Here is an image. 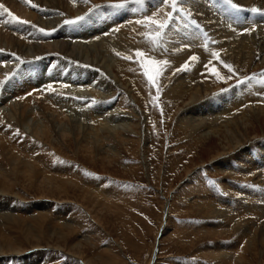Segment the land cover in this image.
Wrapping results in <instances>:
<instances>
[{
	"label": "rangeland",
	"instance_id": "1",
	"mask_svg": "<svg viewBox=\"0 0 264 264\" xmlns=\"http://www.w3.org/2000/svg\"><path fill=\"white\" fill-rule=\"evenodd\" d=\"M155 1L87 0V6L85 7L87 10L80 15L74 11L77 8L74 3L71 4V10L64 9L63 11V8L59 9L62 11L61 15L64 19L58 27L65 28V31L69 29V24L81 20L80 18H83L89 11L96 12L98 9L105 10V16L117 20L116 23L104 30L106 40L103 44H106L105 49L109 47V51L104 50L103 55L107 59H109L108 56H114L113 59H110L113 61L114 76L117 79L119 78L117 82L120 84L116 89V93H120L116 95L128 103L131 102L132 105V109L129 111L126 110L125 112L121 108H116L115 113L123 114L122 120L128 118L127 122H135L136 125L133 126L134 129L132 130L128 125L123 128L118 127L119 129L122 128L123 135L121 136L123 138L115 134L114 130L107 129L106 133H109L112 139H108L109 142H101V145L92 143L95 134L89 132L90 129H86L87 126H95L96 123H99V120L93 121L87 116L83 117V111L88 105H96L97 102L107 101L110 103L116 95L111 98L101 97L102 85L99 87L100 90L97 88L91 92V87L98 85L97 79L92 81L91 86L83 82H81L82 84L75 83L73 79L74 77L75 79L78 78L76 76H71L66 82L63 79L51 77V75L45 76V71H48L49 68L53 69L57 62L65 65L61 71L62 74L64 73L60 75L61 78L66 76L68 70L81 67V63L72 57L60 52L51 53L57 58H62V60L53 62L49 61L47 55L50 53H48L45 55L47 57L41 68L36 69L35 63H37L38 58L35 59L29 56L28 61H26L27 59L20 61L19 58L22 55L15 52L16 47L13 48L12 45H7L5 41H0V63L2 64L0 66L4 69V67L9 68L17 63V66L13 67L14 69L8 70L9 72L0 69V97L2 92L7 99L6 103L0 102V110L8 112L7 108L9 112H13V110H10V105L18 102L16 104L18 114L23 105H29V103L25 104L23 102L25 96L37 97L38 100L34 98L36 101H33L34 104L30 105L31 107L33 105L37 107L35 111H38V113L35 115L40 113L37 116L38 121L41 123L43 117H50L51 120L53 117L57 123H54L56 127L55 131L51 133L52 136L47 139L31 138V140L44 149H42L43 154L48 155L51 164L54 163L52 164L53 169L56 167L60 169L67 168L71 170V173L73 172L70 179H65V177L61 179L55 174H59L58 172L52 174L46 172V177L52 176L55 179L67 181L64 185L54 184L53 186L45 179L44 175L40 177L41 180L28 179V176L19 175L16 183L1 178L0 213H10L7 216L14 215L17 221L12 222L8 219L6 222V220H0V242H3V236L9 237L11 238V245L19 247L21 252L10 253L9 250H6L4 255H0V264H30V259L37 262V264H220L218 258L209 253L208 248L211 249L215 247V244H221V242L230 243L240 234H244L250 225L248 222L243 221L244 223L238 226L235 223L236 220L229 222L228 216L226 218L222 217L226 213L225 207L227 204L225 201L224 203L221 202L223 205L219 204L218 199H215L218 196L222 200L230 199L227 192L223 191L225 185L229 181H234V179L235 181L240 180L237 177L243 176V172L232 175L229 174V171L215 170L213 169V161L218 158H225V160L232 163L233 157H236L238 163H243V166L236 169L237 172L244 171L245 168L249 170L251 168L253 174L248 172L246 175L250 179L247 181V186L255 188L252 193H260L256 190L257 187L264 188V170L258 166L260 163H255V169L250 166V159H254V156L259 161L264 158L263 152H260L264 150V114L260 111L264 107V83H262L264 81V60L258 58L257 55L252 56L254 53L251 54L252 58L242 60L240 53L236 58L238 60L234 63L231 60L232 58L228 57L231 51H221V53L220 50L207 49L206 45L196 44L194 45L195 51L197 49V51H202L204 55H207L208 58L203 57L207 65H202L205 68L198 70L197 77L190 80L191 82L188 79H186L187 81L183 80L188 87H194L196 83L206 84L205 90L200 92L203 100L216 97V93L227 95L229 92L234 93V91H237L236 94H238L239 90L248 92V95L252 91L256 97H260L253 104H251L253 100L244 103L247 104V106H243V109L248 110L249 121L239 120L241 122L239 133H241L240 135L243 134L244 139L242 140L244 143L241 146L242 148L236 149V151L238 150V156H234L237 153L230 154L233 151L229 144L232 137L224 132L225 127L221 126V130H218L216 134L207 133L204 137L203 135L199 136L200 132L197 134L192 133L193 127L189 123L192 121L193 123L197 122L199 118L207 119L206 114L203 113L199 116L187 112V118L183 122L180 121L181 114H185L183 111L188 109L189 95L186 92L187 90H183L182 94H177L180 89L174 86L178 83L177 79L179 77L191 76L194 73L192 63H188L189 65L185 61H183V64L181 63L183 57H197L186 50L187 45L190 44L178 43L179 46H173L175 42H170L172 39L170 30H177L181 19L189 16L187 15L189 10H184L185 0L177 3L176 7L180 9L178 12L173 11L172 0H167V3L161 0L153 4ZM191 1L196 2L198 0ZM239 1L242 2V0H236L235 2ZM261 1L251 0L250 4L253 3V5H247L250 7H242L238 4L233 7H237L236 9L241 7L244 9L242 13L247 12L252 16L259 11H263L260 7L257 9L259 5L264 6V0ZM120 3H123L124 6H116ZM136 3L139 4V7H142L139 10L140 12L127 14L128 12L125 9H129ZM253 9L258 11H253ZM214 11L218 12V9H214ZM115 15H118V18ZM123 21L124 24L121 25V28L119 27L122 31V34L120 33L122 38L116 33L115 36L114 34H111V37L108 36V32L114 33ZM137 21L142 22L137 23ZM160 24L166 26L161 29ZM254 25L252 23L251 29L244 27L239 31L240 34L232 32L236 36L228 44L231 50L236 49V41L240 39L236 37L251 30V35L256 33L254 30L256 26ZM10 30L13 29L10 28ZM232 30L237 31L236 29ZM9 37L12 38V35ZM63 37L69 39L65 34H63ZM91 40L94 42L95 39ZM178 51L179 53H177ZM8 53H14L12 56L16 59L14 58V63L7 64L5 61L6 64L3 65L4 62L2 63L3 59L1 58L6 57ZM213 53L216 55H213ZM153 61H166L167 65L154 63ZM213 62L216 63V69ZM87 65V67L100 74V79L115 85L113 79L110 78L113 76L112 73H107V70L99 67V65ZM210 66L214 70H208ZM227 66H230V68ZM24 67L26 72L28 71L30 83L37 87H30L29 81L21 83L18 75L14 74L17 68L23 69ZM160 69H163V71L161 72ZM83 70L87 73L85 69ZM12 76L14 81L7 89L6 85H8V81ZM62 84H65L68 88ZM14 85H18V89L21 91L26 90L27 87L30 88L28 92L21 93L23 96L19 97L18 93L12 88ZM81 86L83 89H81ZM37 90L43 93L33 96L34 91ZM55 91L56 93H54ZM41 94H49V97L54 96V99L52 98L54 106L48 103L47 100L43 101L42 98L46 96ZM108 94H110V91ZM31 110V112H34V109L31 108ZM63 111L66 113L65 115H63ZM212 112L213 114L216 113V111ZM239 113L240 111H235L234 114L239 116ZM29 115L28 122H36L37 117L33 113ZM99 118L102 119L101 116ZM63 125L69 130L73 127L72 125L76 127L79 125L80 129L73 127L75 130H71L68 134L69 140L62 137L60 133L59 128ZM103 129V131L106 130L104 127ZM21 130L23 131V129ZM24 130L23 132L20 131L22 136H26L25 133L29 132L27 129ZM84 132H87L86 138L82 136ZM112 133L114 135H111ZM17 141V143H20L19 139ZM85 143L88 144L87 147H84ZM231 144L235 143L232 141ZM108 145H112V147L110 148ZM18 146L22 149L26 147V145L21 144ZM250 151H253L251 152L253 155L247 153ZM218 154L219 156H217ZM25 157V155H19V158L24 161H26ZM74 172L77 175H74ZM256 174H261L259 179L252 178ZM210 181L215 183H210ZM241 194L243 195V193ZM234 195L233 193L232 196ZM244 204V206L240 204L239 207L246 208L247 203ZM167 205V227L165 226L166 230L162 232L161 227L165 223L166 215L164 210H166ZM34 207H38L37 210L43 211L40 212L42 214H39L42 215V218L37 219L36 216H29ZM23 209L28 211L27 216L22 214ZM241 215L245 214L241 212V214H235L234 216H240L241 218ZM243 218L246 221L256 219L255 216L250 214L245 215ZM259 222H257V227L261 225V222ZM251 226L253 225L251 224ZM155 238L156 240L160 238L156 257L153 256ZM241 246L243 247V245ZM245 253L248 256L241 263L238 261L237 264H264V240L261 241L259 238L250 239ZM229 254H231L230 264H234L237 254L230 252V250Z\"/></svg>",
	"mask_w": 264,
	"mask_h": 264
},
{
	"label": "bare ground",
	"instance_id": "2",
	"mask_svg": "<svg viewBox=\"0 0 264 264\" xmlns=\"http://www.w3.org/2000/svg\"><path fill=\"white\" fill-rule=\"evenodd\" d=\"M160 1L161 0H156L153 4H156ZM235 1L236 0H231V3H232L231 4V3H228L229 0H198L196 2H193V1L190 2V0H185L184 2H185L186 6L183 5V6H185L184 10H186V9L189 10L187 12V15H189L188 17H190V18L188 19V17H186L184 19H181L180 23H178L179 27L177 28V30H170V34H171V38H172L170 40V42H175V43H173V46L174 45L179 46L178 43L190 44V45L186 44L188 47V48L186 47V50L189 51L191 53V55H193V56L195 55V57H197L195 59H190V58H188V56H186V58L183 57L181 63L183 64L184 63L183 61L187 62L186 63L187 65H189L188 63H192L194 73L191 76L179 77L177 79L178 83L174 86V87H177L178 89H180V91H178L179 93H177V94H182L183 90H187L186 92L189 95L188 109L183 111V113H185V114H181L182 116L180 118V121L183 122L185 120V118H187V112H190V113H193V114H196L199 116L202 115L203 113L206 114L207 119L199 118V120L197 122L193 123V121H192L189 123L193 127L192 133L197 134L200 132L199 136L201 137V135H203V137H204V135L205 134L207 135V133H215L216 134V132L218 130H221V126L225 127L224 132H226L227 134L230 135V137H232L231 141H229V144L232 147L233 151L231 150L232 152L230 154H233L234 152L237 153L238 150L236 151V149L240 148L244 143V141L242 140V139H244V136H243V134L240 135L241 133H239L240 123H241V122H239V120H243V121L248 120L249 121L248 110L243 109V106L244 105L247 106V104H244V103L253 100L251 102V104H253L257 101V99H260V97L259 98L256 97L253 94L254 92H252V91L250 92V95H248L247 94L248 92L246 93L244 90L243 91L239 90L238 94H236L237 91H234V93L229 92L227 95H220V94L216 93L217 94L216 97H213L210 100L209 99L203 100V98L200 95V92L202 90H205L204 88H205L206 84L200 85V84L196 83V85L194 84L195 85L194 87H188L187 83L185 85V82H183V80L188 79V81H190L192 79H195V77H197L198 70L203 69L204 66H202V65L206 64V62H204V58H206L207 55H204V53H202V51L201 52L197 51V49L195 51L194 45H196V44L197 45L202 44L203 46L206 45L205 47H208L207 49L214 48L215 50H220V52L221 51L222 52H230L231 51L229 53L230 55L228 57H231L232 58L231 60H233L234 63H236L235 61L238 60L236 58L240 55V53H241V57L243 58L242 60L250 58V57L252 58V56H256V55L258 56V58H262L264 60V6L259 5L257 7V9H259V7H260L261 9H263V11H259V12H257V14L250 16V13H247V12L242 13V10L244 11V9H242L241 7H238L240 9H236L237 7L235 8L233 6L238 4L242 7H244V6L246 7L247 5H249L251 3V0H242V2H240V1L235 2ZM86 2H87V0H0V5L5 6L4 8H6L8 10V12H4L3 9H0V41H5V43H7V45L10 44V45H12L11 47H13V48L16 47L17 50H15V52L18 55H22L21 58L18 57L20 59V61L22 59L24 60V59L30 58L29 56H31L32 58L34 57L35 59L38 58V60H36L37 63H35L36 69L41 68V66L44 63L47 56H49L48 57L50 59L49 61L55 62L58 60H62V58H60V57L57 58V56L51 55V53L60 52L61 54H64L66 56L72 57L73 59H76L77 62L81 63L80 64L81 67H77V68L68 70L66 76H64L62 78L60 77V75L62 74L61 73L62 68H64V66H65L61 62H57L56 66L53 69L49 68L48 71H45V76L51 75V77L53 76L57 79H63L65 82L68 81V79L71 76H73V77L76 76L78 78L75 79V77H74V79H73V81L75 83L82 84L81 82H83V83H86L87 85H91V86L93 83L92 81L97 79L98 85H94V87H91V92H92V90L95 91L97 88H98V90H100L99 87L102 85L101 86L103 88V89H101L102 95L101 94H98V95H101V97L103 96V98H107V97L111 98L112 96L120 93V92L116 93V89L118 88V86L120 84L117 82L119 78L117 79L114 76V72H113V68H112V62L113 61L110 59V58L113 59L114 56L113 55L108 56L109 59H107V57H104V55H103L104 50L106 52H108L109 51V49H108L109 45L107 44L108 48L105 49L106 44H103V43H105V40H106V38L104 37V34H106V32H104V30L108 29V27L110 25L116 23L117 20L114 18L105 16L106 15L105 10L98 9V10H96V12H93V11L90 12L89 11L81 20H78L74 24H69L70 27L67 31H65V28H59L58 27V25L64 19L61 15L62 11L59 10L60 8H63V11H64V9L71 10V4L74 3V5H76V7H77V8H75L74 11L80 15L81 13H84L87 10L85 8L87 6ZM252 5H253V3L250 4V6H252ZM250 6H247V7H250ZM140 9H142V7H139V4L136 3L135 5H132V7H129V9H125V10H126V12H128L127 14H132V13H135L136 11L138 12ZM214 9H218V12H215ZM9 13H11V15H9ZM118 15H115V17L118 18ZM249 16H250V18H249ZM13 17H15L16 19H13ZM130 18H132V17H130ZM192 21H195V23H193ZM252 23L255 24L254 26H256V28L254 30L258 35H255L256 33L254 35H251L250 33H252L251 32L252 30L250 32H248L249 34L247 32H244V33L242 32L243 35L236 37L238 39L240 38L238 41H236L237 42L236 43L237 45L235 47L236 49L231 50V47L228 44H230L231 40H233L232 38L234 36H236L232 32H234L235 34H238L241 29H244V27L251 29ZM123 24H124V21L119 24L118 28L119 27L121 28V25H123ZM10 28H12L13 30L11 31ZM118 28L114 33L108 32V36L111 37V34H114V36H115V33H116L117 35L120 36V38H122V36H121L122 31L120 30V28L119 29ZM232 29H236L237 31H233ZM132 31H133V29H132ZM63 34L67 35L69 39H65L63 37ZM10 35H12V38L9 37ZM127 37L129 38V36H127ZM91 39H95L96 41L94 40V42H93ZM163 40H165V39L163 38ZM128 41H131V40H128ZM109 42H111V41H109ZM120 42H121V40H120ZM121 44H123V43H121ZM111 45H114V44H111ZM144 46H145V44H144ZM111 48L113 49V46H111ZM115 48L117 49V47H115ZM121 48H119V49H121ZM123 48H124V45H123ZM140 48H139V50H140ZM122 51H123V49H122ZM122 51H120V52H122ZM179 51L177 53H179ZM183 52H184V50H183ZM183 52H182V54H183ZM48 53H50V54H48ZM253 53H254V55L251 56V54H253ZM13 54L8 53L6 57L1 58V59H3L2 63L4 62L3 65H5L6 62H7V64H10L11 62L14 61V58L16 59V57L12 56ZM46 54H48V55L45 56ZM57 55H59V54H57ZM126 56H127V54H126ZM77 58H79V60H77ZM19 59H18V61H19ZM191 60H192V62H190ZM252 60H254V59H252ZM26 61H28V59ZM176 62H178V61H176ZM217 62H219V61H217ZM16 64L17 63H14L13 66H10L9 68L4 67V69L0 66V69H3L5 71L9 72V71H11L10 70L11 68L17 66ZM87 64L92 65V66H93V64L95 66L99 65V67H103L104 70H107V73H109V72L112 73L113 76H111L110 78L113 79V82L115 85H113L109 81H105L103 79H100L99 78L100 74L98 72H95L91 68L87 67L88 66ZM178 64H179V62H178ZM0 65H2V64L0 63ZM47 65H48V63H47ZM213 66L216 69V63L215 62H213ZM82 68L85 69L88 74L86 72H84V70ZM208 70H214V68L210 66V67H208ZM204 72H205V70H204ZM221 72H223V71H221ZM14 74L18 75L19 81L21 83H23V81L24 82L29 81V84L31 85L30 87L34 86L30 83V77L28 75V71L26 72L25 67L23 69L17 68L15 70ZM222 75H223V73H222ZM11 78L8 81L9 82L8 85H6L7 89H8V87L10 88V86L12 85L11 82L14 81L13 76ZM102 78H103V76H102ZM106 78H107V76H106ZM204 79H206V78H204ZM133 80H132V82H133ZM97 81H96V83H97ZM195 81L198 82L197 80H195ZM59 85H60V83H59ZM62 85L65 86V84H62ZM62 85H61V87H63ZM30 87H27V89L25 88L26 90H24V91L19 90L18 85H14L12 88L15 92L18 93V95L20 97V96H23L21 93H23L25 91L28 92V89ZM199 87H201V88H199ZM66 88H68V86ZM81 89H83V87ZM73 91H74V88H73ZM109 91H110V94H108ZM40 93H43V92H41L39 90L34 91L33 96H37ZM54 93H56V91ZM57 93H59V92H57ZM69 93H70V91H69ZM239 93H240V95H239ZM255 93H257V92H255ZM1 94L2 95L0 97V102H5L7 99L4 97V95H3L4 93L1 92ZM70 94H69V96H70ZM75 94H77V93H75ZM48 95L49 94L42 95V96H46V97L42 98L43 101L47 100V101H49L48 103L53 104L52 106H54V102H53L54 96L49 97ZM183 95H184V93H183ZM11 96H13V95H11ZM67 97H68V95H67ZM95 97H96V95H95ZM34 98L37 99V97H32V95L25 96L23 98L25 101H23V102H25V104L29 103V105H23V107L20 109V111H18L19 112L18 114H17L18 109H16V104H18V102L17 103L14 102L12 105H10V108H11L10 110L11 111L13 110V112H9V109H7V108H6V110H8V112L5 110H0V183H1V178L8 179L7 181L10 180L11 182L16 183L19 175H21L23 177L28 176L27 177L28 179L35 178L36 180H41L42 178H40V177L44 175L45 179L48 180L52 186L54 184L64 185L67 183V181H61V180L55 179L52 176L46 177L45 176V174H47L46 172H49L51 174L58 172L59 174H57V173H55V174L57 176L61 177V179H63L64 177H65V179H68V178L70 179V177L73 176L72 175L73 172L71 173V170L67 169V168L66 169L65 168L60 169V168L56 167L53 169L52 164H54V163L51 164V161L49 160L48 155L43 154V152H42L43 148L31 140V138L47 139L48 137L52 136L51 133L55 131V127H56V125H54V123H57L56 119L53 117H52V120L50 117H45V118L43 117V119H41V123L38 121L37 116L40 113L38 115H35L38 113V111H35L37 109V107H35L34 105H33V107H31V105H30V104H34V103H32L33 101L34 102L36 101ZM65 99H67V98H65ZM114 99H116V100H114ZM261 99H263V98H261ZM130 103L123 100L120 96L116 95V97L113 98L110 103L107 101H101L100 103L97 102L96 105L95 104L94 105H88L85 108L83 106V108L85 109L83 111V117L87 116L88 118H90L93 121L99 120V123H96L95 126L91 125V126L86 127L87 130L88 129L91 130V131L89 130V132L95 134V138L91 137V138H93L92 139L93 144L101 145V142H103V141L109 142V140L112 139V137L109 135V133H106L107 129L108 130H114L115 131L114 133L117 134L118 136L123 135L122 128L125 125L130 126L131 130L134 129L133 126L136 125L135 122H130V123L127 122L128 118H124L122 120L121 117L123 116V114L119 115V114L115 113L116 108H121L122 110H125V112H126V110L127 111L131 110L132 105ZM262 104H260V105H262ZM248 105H249V103H248ZM4 106H6V105H4ZM240 106H242L241 109H239ZM57 107H59V106H57ZM127 107H128V109H126ZM31 108L34 109L33 111L35 113L31 112L32 111ZM68 108H69V106H68ZM262 108L263 109H260V111L264 114V107H262ZM211 110L216 111V113L213 114V112ZM69 111H68V113H69ZM117 111H118V109H117ZM235 111H240V113L238 114L239 116L234 114ZM51 112H53V111H51ZM125 112H124V114H125ZM137 112H138V110H137ZM261 112H259V113H261ZM32 113L35 117H37V119H36V122L33 121V122L29 123L28 122V118L30 117L29 114H32ZM63 113H64V111H63ZM75 113H76V111H75ZM65 114L66 113H64L63 115H65ZM80 115H81V113H80ZM100 116L102 119L99 118ZM80 117H82V116H80ZM84 120H85V118H84ZM205 120H207V121H205ZM93 121H92V124L94 123ZM221 122L223 123V125ZM87 123H89V121H87ZM59 125H60V123H59ZM49 126H51V127H49ZM72 126L74 128L76 127L75 125H72ZM19 127H20V129H19ZM73 127L70 130L67 129L64 125L62 127H60L59 130H60V133L62 134V137H65V139H67L68 134L71 132V130L74 129ZM103 127L106 129L105 131H103L104 130ZM118 127H122V128L119 129ZM76 128L80 129V126L77 125ZM83 128H84V126L82 127V130H83ZM21 129H23V131H25L24 129L29 130V132L25 133L26 136H22L21 132H23V131ZM86 129H84V130H86ZM9 134H11V135H9ZM86 134H87V132H84L82 134L83 138H86ZM111 135H114V134L112 133ZM121 137L123 138V136H121ZM18 139H19L20 143H17ZM12 141H14V142H12ZM232 141L235 144H231ZM20 144L26 145V147L24 149H22L18 146ZM85 144H84V147H87L88 144H86V145ZM108 146H110V145H108ZM111 147H112V145L110 146V148ZM227 149H230V148H227ZM38 151H41V152L36 153ZM251 152H253V151H250L247 153L253 155V153H251ZM260 152H263V154H264V150H261ZM19 155H25L26 161L19 158ZM217 156H219V154ZM234 156H238V153L235 154ZM254 157H255L254 159H250V162H251L250 166H252V168L255 169V167H256L255 163L256 164L260 163V164H258V166L260 168H263V170H264V158L261 159V161H259L256 156H254ZM33 162H36V163L34 164ZM53 162H54V160H53ZM213 163H214L213 169H215V170H222L223 172L229 171V174H232V175H237L238 173L243 172L242 173L243 176L237 177L240 180L235 181V179H234V181L233 180L229 181L225 185V189L223 191L227 192V195L230 196V199H226L227 201L224 199L222 200V198H220L219 196H218V198H215V199H218L217 201L219 204L223 205L224 201L227 204L225 207L226 213H225V215L222 214L223 215L222 217L226 218V216H228L227 218L230 219L229 222L236 220L235 223H236V225L238 224V226L242 225L244 223L243 221H245V223L248 222L250 225L248 226V228L244 232V234H240L239 237H236V239L231 240L230 243L229 242L228 243H225V242L222 243L221 242V244H215L214 245L215 247H212L211 249L208 248V251L214 257L218 258V261L220 262V264H230V255H231V254H229V250H230V252L232 251V253L237 254V259H236V262L234 264H237L238 261L241 263L248 256L245 253V249H246V246H247L248 242L250 241V239L253 240L255 238H259V239H261V241L264 240V198H263L264 197V188L257 187L256 190L259 191L260 193H252L255 190V188H253L252 186H247V181L250 179H248V177L246 175L248 172L252 173L251 168H250V170L245 168L246 170H244V171L242 170V171L237 172L236 169L240 166H243V163L242 162L238 163V159L236 157H233L232 163L229 160H225V158L224 159L218 158L217 160L215 159L213 161ZM38 168H39V171H38ZM74 175H77V173L74 172ZM259 176H261V174H256L252 178H255V179L258 178L259 179L260 178ZM260 181H263V180H260ZM244 182H246V183H244ZM246 187H248V188H246ZM233 193L235 194L234 196H232ZM240 193H243V195L242 194L240 195ZM215 194L217 195V193H215ZM221 202H223V203H221ZM258 202H261V203L259 204ZM244 203H247L246 208L245 207H239L240 204H243V206H244L245 205ZM249 203H251V204H249ZM37 208L38 207H34V209H32L31 211L29 210L30 211L29 216H33V217L36 216L37 219H40V217L42 215H39V214H42L40 212H43V211L37 210ZM167 208H168V205L166 207V210H164V211H166V215H165V220H164L165 223H163L162 227H161L162 232H164L166 230L165 226H166V219H167L166 217H167V212H168ZM46 210H47V208H46ZM241 212L244 213L245 215L250 214L252 216H255L256 219L252 220V221L251 220L246 221L243 218L245 215H241V218H240V216L239 217L234 216L235 214L236 215L241 214ZM231 213H232V215H231ZM9 214L10 213H0V220H6V222L8 219L11 220L12 222L17 221L16 220L17 218L13 214L12 215L14 217L13 216H7ZM22 214H24V216H27L28 211L24 210V212ZM31 214H33V215H31ZM261 219H262V221H260L261 222L260 223L259 220H261ZM257 222H259L261 224L259 227H257V225H258ZM67 223L71 224L69 222H67ZM72 224H75V223H72ZM251 224L253 226H251ZM2 239H4V240H3V242H0V255H4L6 253V250H9L10 253L21 252V249L19 247H17V246L15 247L14 245H11V238L3 236ZM155 240H156V238H155ZM159 241H160V238L159 239L157 238L154 249H153L154 250V252H153L154 257H156L158 254ZM3 244H5V246H3ZM241 245H243V247ZM252 247H253V245H252ZM14 256H15V254H14ZM14 259H16V258H14ZM25 264H28V263H25ZM30 264H37V262H35V261L33 262L30 259Z\"/></svg>",
	"mask_w": 264,
	"mask_h": 264
},
{
	"label": "snow or ice",
	"instance_id": "3",
	"mask_svg": "<svg viewBox=\"0 0 264 264\" xmlns=\"http://www.w3.org/2000/svg\"><path fill=\"white\" fill-rule=\"evenodd\" d=\"M136 2H142V0H136ZM162 2L167 3V0H162ZM179 2H180V0H172L173 11H175V12L180 11V9L176 7L177 3H179ZM229 2L231 3V0H229ZM116 6H120V7H122V6H124V4H123V3H120V4L116 5ZM0 9H3L4 12H8V10H7L6 8H4L3 5H0ZM253 11H258V10H257V9H253ZM9 15H11V13H9ZM170 16H171V14H170ZM13 19H16V18L13 17ZM80 19H82V18H80ZM141 22H142V21H137V23H141ZM192 22L195 23V21H192ZM165 26H166V25H164V24H160V25H159V27H160L161 29L164 28ZM42 31H43V30H42ZM213 55H216V54L213 53ZM190 59H195V58L193 57V58H190ZM153 62H154V63H161V64H165V65H167V62H166V61H153ZM227 67L230 68V66H227ZM160 71L162 72L163 69H160ZM149 79H151V77H149ZM262 83H264V81H262ZM210 183H215V182H214V181H210Z\"/></svg>",
	"mask_w": 264,
	"mask_h": 264
}]
</instances>
